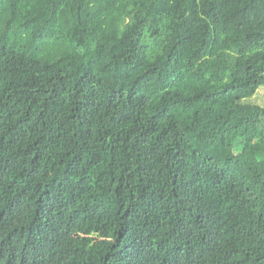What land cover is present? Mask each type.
<instances>
[{"label":"trees","instance_id":"obj_1","mask_svg":"<svg viewBox=\"0 0 264 264\" xmlns=\"http://www.w3.org/2000/svg\"><path fill=\"white\" fill-rule=\"evenodd\" d=\"M264 0H0V264H264Z\"/></svg>","mask_w":264,"mask_h":264},{"label":"rangeland","instance_id":"obj_2","mask_svg":"<svg viewBox=\"0 0 264 264\" xmlns=\"http://www.w3.org/2000/svg\"><path fill=\"white\" fill-rule=\"evenodd\" d=\"M257 95L260 100L264 101V87L258 89Z\"/></svg>","mask_w":264,"mask_h":264},{"label":"clouds","instance_id":"obj_3","mask_svg":"<svg viewBox=\"0 0 264 264\" xmlns=\"http://www.w3.org/2000/svg\"><path fill=\"white\" fill-rule=\"evenodd\" d=\"M17 256H20V263L19 264H26V258H25V256L22 254V252H20V253H18V255ZM7 264V263H6ZM60 264H62V263H60Z\"/></svg>","mask_w":264,"mask_h":264}]
</instances>
